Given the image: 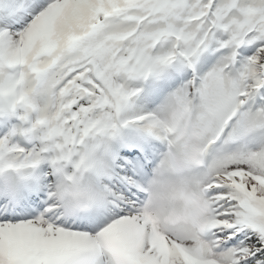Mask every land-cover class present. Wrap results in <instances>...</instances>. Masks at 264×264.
Here are the masks:
<instances>
[{"label":"snow or ice","instance_id":"6c2138e0","mask_svg":"<svg viewBox=\"0 0 264 264\" xmlns=\"http://www.w3.org/2000/svg\"><path fill=\"white\" fill-rule=\"evenodd\" d=\"M0 264H264V0H0Z\"/></svg>","mask_w":264,"mask_h":264}]
</instances>
